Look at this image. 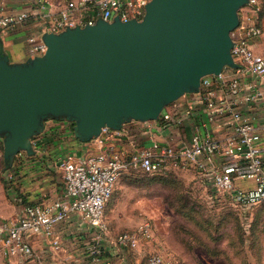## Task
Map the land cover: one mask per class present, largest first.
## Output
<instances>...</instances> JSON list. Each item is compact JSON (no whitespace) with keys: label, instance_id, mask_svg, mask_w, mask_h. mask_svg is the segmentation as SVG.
I'll use <instances>...</instances> for the list:
<instances>
[{"label":"water","instance_id":"obj_1","mask_svg":"<svg viewBox=\"0 0 264 264\" xmlns=\"http://www.w3.org/2000/svg\"><path fill=\"white\" fill-rule=\"evenodd\" d=\"M248 0H148L141 18L45 31L42 54L12 62L0 53L3 157L33 152L48 117L66 118L80 140L102 127L157 119L198 91L200 80L238 67L230 31Z\"/></svg>","mask_w":264,"mask_h":264},{"label":"built area","instance_id":"obj_2","mask_svg":"<svg viewBox=\"0 0 264 264\" xmlns=\"http://www.w3.org/2000/svg\"><path fill=\"white\" fill-rule=\"evenodd\" d=\"M41 9L47 7L46 0H37ZM148 0H67L64 7L48 16L40 14L45 22L41 34L45 31L60 32L66 27L94 23L97 18L112 20L118 16L121 20L141 18ZM259 0H248L239 9V23L230 31L233 44L231 54L238 67H224L218 74H208L201 78L197 91L209 110L220 111L213 99L215 89L223 88L228 94L239 92V77L236 71L249 70L255 74L264 73V56L255 52L249 44L252 37L263 32L258 22L264 20L260 14ZM29 11L3 14L0 8V30L16 22L27 20ZM39 36L29 35L28 57L42 54L46 45ZM263 95L254 90L246 95L252 100ZM173 101L161 111L158 120L160 126H167L181 120L180 111H191V104L182 107ZM231 132L222 139L215 138L208 131L198 127L191 132L187 141L180 144H161L153 140L150 145L140 146L126 153L114 144H106L97 154L74 157L67 154L58 165L64 182L62 196L43 205L27 204L21 213L0 219V255L20 256L30 259L34 251L27 236L31 233L42 234L54 245L59 239L56 224L77 212L90 226L97 229L101 236L106 229L103 218L104 208L112 196L115 185L124 173L141 170L147 173L173 167H195L210 178L213 186L227 194L234 204L258 203L264 199V137L256 126L245 120L241 113L231 110ZM146 120V121H152ZM119 129L102 127L96 137L99 144ZM3 149L0 148V159ZM216 156L220 159L216 162ZM251 180L252 185L241 186L238 180ZM153 236L147 221L140 223L133 232L117 235L115 242L121 246L135 247L139 237L150 239ZM98 236L85 244L89 264H108L103 255ZM145 264H175L173 258L160 252L148 255Z\"/></svg>","mask_w":264,"mask_h":264},{"label":"crops","instance_id":"obj_3","mask_svg":"<svg viewBox=\"0 0 264 264\" xmlns=\"http://www.w3.org/2000/svg\"><path fill=\"white\" fill-rule=\"evenodd\" d=\"M46 1L47 7L41 9L37 0H0L3 14L29 11L27 20L0 30V53L7 54L10 61L19 62L28 57L27 37L39 36L45 22L40 14L44 12L48 16L55 13L65 6L67 0ZM261 3L259 0L264 11V3ZM258 22L263 26V32L250 38L249 44L255 52L264 56V20L260 18ZM236 72L239 77V92L228 94L223 88L215 89L213 99L221 107L220 111L209 110L197 91L188 92L175 100L182 107L187 104L192 106L189 114L180 111L179 122L160 126L158 120L131 119L122 124L119 133L109 135L102 145L96 137L89 140L77 138L73 133V123L66 118H46L43 131L34 137L33 152L28 154L21 150L7 162L10 196L9 201L4 203L5 206L0 208V219L18 215L27 204L43 205L62 196L64 182L58 163L67 154L74 157L94 155L108 143L126 153L140 146L150 145L153 140L161 144H180L187 141L198 126L215 138L222 139L231 132L230 113L233 109L253 123L264 137V73L259 75L246 69ZM254 90L262 91L263 95L246 100V95ZM219 159L216 156V162ZM202 174L204 173H200ZM238 184L251 186L252 181L239 179ZM55 230L58 245H54L42 234L31 233L27 238L34 256L23 259L18 255H0V264H89L85 244L92 241L94 236L100 238L98 240L108 264H145L148 255L156 252L157 248V243L151 238L139 237L137 246L129 247L117 244L108 231L99 237L97 229L87 224L77 212L70 213L65 220L56 224Z\"/></svg>","mask_w":264,"mask_h":264},{"label":"rangeland","instance_id":"obj_4","mask_svg":"<svg viewBox=\"0 0 264 264\" xmlns=\"http://www.w3.org/2000/svg\"><path fill=\"white\" fill-rule=\"evenodd\" d=\"M200 173L180 166L122 175L104 208L105 231L115 240L147 221L155 251L171 256L175 264H264V202L234 204ZM8 182L1 159L0 208L9 201Z\"/></svg>","mask_w":264,"mask_h":264},{"label":"trees","instance_id":"obj_5","mask_svg":"<svg viewBox=\"0 0 264 264\" xmlns=\"http://www.w3.org/2000/svg\"><path fill=\"white\" fill-rule=\"evenodd\" d=\"M262 4V3H261ZM261 7V9H260V14H262V12H264L263 11V9H262V5L260 6ZM0 148L2 149L3 148V146H2V139H1V137H0ZM1 159H3L4 161H5V164L7 165V160L6 159H4V157L2 156V158ZM0 159V160H1ZM131 171H133V170H130L129 172H127V173H130ZM141 171V170H140ZM163 171H165V170H159V171H156V172H163ZM143 173H146V174H150V173H147V172H144V171H142ZM156 172H151V173H156ZM127 173H124V174H122V175H125V174H127ZM121 175V176H122ZM120 176V177H121ZM261 202H264V199L263 200H261V201H259L258 203H261ZM189 250H191V249H189ZM233 250H234V252L236 253V254H238L239 252H237V251H235V249L233 248ZM191 254H193L194 255V253H193V251L191 250V251H189ZM222 252H224L223 250H221V251H219L218 253H222ZM179 256H180V260H185V256L184 255H181V254H179ZM185 262V261H184Z\"/></svg>","mask_w":264,"mask_h":264}]
</instances>
